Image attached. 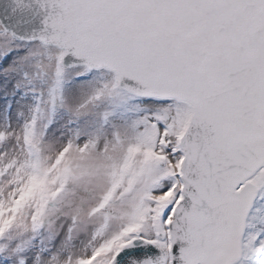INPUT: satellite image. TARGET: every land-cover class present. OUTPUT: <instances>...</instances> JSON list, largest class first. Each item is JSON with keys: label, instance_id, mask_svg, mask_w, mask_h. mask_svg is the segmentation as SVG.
Returning <instances> with one entry per match:
<instances>
[{"label": "snow or ice", "instance_id": "obj_1", "mask_svg": "<svg viewBox=\"0 0 264 264\" xmlns=\"http://www.w3.org/2000/svg\"><path fill=\"white\" fill-rule=\"evenodd\" d=\"M0 264H264V0H0Z\"/></svg>", "mask_w": 264, "mask_h": 264}]
</instances>
